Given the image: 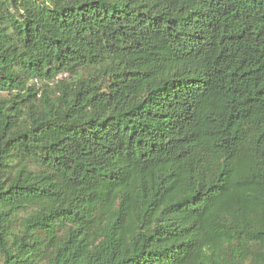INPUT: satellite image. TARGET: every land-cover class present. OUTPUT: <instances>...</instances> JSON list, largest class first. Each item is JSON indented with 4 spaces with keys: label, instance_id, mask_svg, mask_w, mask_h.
<instances>
[{
    "label": "trees",
    "instance_id": "trees-1",
    "mask_svg": "<svg viewBox=\"0 0 264 264\" xmlns=\"http://www.w3.org/2000/svg\"><path fill=\"white\" fill-rule=\"evenodd\" d=\"M0 93V264H264V0H0Z\"/></svg>",
    "mask_w": 264,
    "mask_h": 264
},
{
    "label": "rangeland",
    "instance_id": "rangeland-1",
    "mask_svg": "<svg viewBox=\"0 0 264 264\" xmlns=\"http://www.w3.org/2000/svg\"><path fill=\"white\" fill-rule=\"evenodd\" d=\"M63 75H59L57 76V78L55 80H41V79H34L33 83L35 84L36 87H41V88H46V87H52L55 83V81L58 78H61ZM42 93V91L39 89V93L38 96H40ZM4 93H0V96H4Z\"/></svg>",
    "mask_w": 264,
    "mask_h": 264
}]
</instances>
